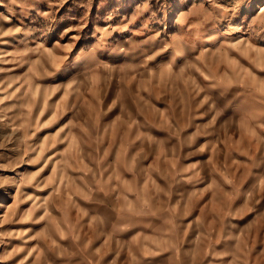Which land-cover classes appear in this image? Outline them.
Instances as JSON below:
<instances>
[{
	"label": "rangeland",
	"instance_id": "rangeland-1",
	"mask_svg": "<svg viewBox=\"0 0 264 264\" xmlns=\"http://www.w3.org/2000/svg\"><path fill=\"white\" fill-rule=\"evenodd\" d=\"M263 8L0 0V264H264Z\"/></svg>",
	"mask_w": 264,
	"mask_h": 264
},
{
	"label": "bare ground",
	"instance_id": "bare-ground-1",
	"mask_svg": "<svg viewBox=\"0 0 264 264\" xmlns=\"http://www.w3.org/2000/svg\"><path fill=\"white\" fill-rule=\"evenodd\" d=\"M263 9H264V8H263ZM263 9H262V10H263Z\"/></svg>",
	"mask_w": 264,
	"mask_h": 264
}]
</instances>
